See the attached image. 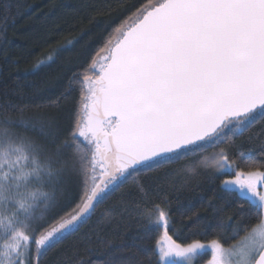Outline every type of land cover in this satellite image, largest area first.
<instances>
[{"label":"snow or ice","instance_id":"snow-or-ice-1","mask_svg":"<svg viewBox=\"0 0 264 264\" xmlns=\"http://www.w3.org/2000/svg\"><path fill=\"white\" fill-rule=\"evenodd\" d=\"M115 32L116 42L109 39L101 49L103 62L93 60L83 74V115L68 141L60 142L54 120L16 118L11 104L0 109V264H41L130 181L143 201V207L136 204L147 221L145 236L164 231L155 248H117L106 264H145L142 257L147 264H195L209 249L208 264H264V171H237L227 150L215 153L214 175L235 174L220 185L228 196L225 205L245 200L248 207L236 210L234 226L229 217L228 235L222 220L205 225L199 215L190 218L189 231H215L208 245L178 243L169 235L174 222L167 198L164 207L151 204L149 186L138 181L182 160L190 163L181 171L196 175L208 160L190 158L264 124V0H149L134 22ZM43 66L38 63L33 74ZM68 174L79 177L74 207L50 216ZM208 207L216 217L225 211Z\"/></svg>","mask_w":264,"mask_h":264},{"label":"trees","instance_id":"trees-1","mask_svg":"<svg viewBox=\"0 0 264 264\" xmlns=\"http://www.w3.org/2000/svg\"><path fill=\"white\" fill-rule=\"evenodd\" d=\"M149 0H0V109L5 104L13 105L16 118L51 122L60 132V142L68 141L73 125L82 111L83 74L93 60L103 62L106 55L101 49L110 39L114 44L119 38L115 28L131 24L138 9ZM10 6L5 13L4 5ZM7 16V20L4 17ZM69 41L73 43L69 45ZM66 47L67 50L57 52ZM54 58L50 62L48 57ZM41 61L45 66L33 74ZM95 78L96 73H89ZM67 91V94L65 92ZM19 109H23L20 111ZM264 129L259 124L243 135L236 136L218 147L209 148L190 159H207V169L191 175L181 171L190 160H182L166 169L144 173L138 181L149 186L148 200L161 204L168 200L169 216L174 222L169 235L177 242L186 244L193 240L209 242L216 237L210 227L189 231L195 215L204 218V224L222 220L225 234L231 232L229 217L234 226L238 220L236 210H246L247 201L236 200L225 205L226 193L220 191L221 182L231 177L214 175L215 162L212 157L225 149L230 161L238 163L237 171H264V135L256 134ZM22 131V130H21ZM37 142H43L38 133H24ZM244 154V159L240 158ZM251 162H256L251 165ZM59 189V207L50 216L71 212L79 191V177L68 174L62 177ZM45 190H52L50 185ZM137 201H143L136 185L129 182L99 205L91 218L77 232L68 236L48 252L41 264H106L117 248L131 250V245L155 248L164 229L152 231L145 236L146 219L137 214ZM209 203L224 206L225 211L216 217ZM181 212L185 214L180 215ZM107 213V214H106ZM54 223V221H52ZM250 223L255 224L252 220ZM182 225L186 227H181ZM179 229L177 237L175 230ZM243 235V233H241ZM239 237H237L238 239ZM34 248V246H33ZM144 259L147 264L146 258Z\"/></svg>","mask_w":264,"mask_h":264},{"label":"rangeland","instance_id":"rangeland-1","mask_svg":"<svg viewBox=\"0 0 264 264\" xmlns=\"http://www.w3.org/2000/svg\"><path fill=\"white\" fill-rule=\"evenodd\" d=\"M235 177V176H234ZM234 177H232V178H234ZM226 179H229V178H226ZM262 191H264V188H262L261 189ZM160 238L161 237H159V239L158 240H160ZM157 240V241H158ZM179 243V242H178ZM201 243H203V244H205V245H208V244H210V241L208 242H201ZM187 244V243H186ZM157 246V242H156V244H155V247ZM211 259V251H210V249L204 254V255H202V256H200V257H197L196 258V260H195V264H208V261Z\"/></svg>","mask_w":264,"mask_h":264}]
</instances>
